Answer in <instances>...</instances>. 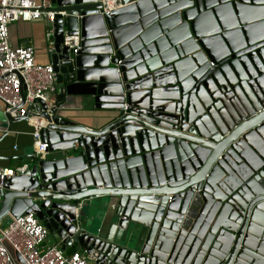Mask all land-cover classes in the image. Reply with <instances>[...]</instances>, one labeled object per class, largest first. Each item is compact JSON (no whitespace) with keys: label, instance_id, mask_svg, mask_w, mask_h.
<instances>
[{"label":"water","instance_id":"1","mask_svg":"<svg viewBox=\"0 0 264 264\" xmlns=\"http://www.w3.org/2000/svg\"><path fill=\"white\" fill-rule=\"evenodd\" d=\"M51 2L67 12L49 23L55 105L31 106L49 155L5 180L0 220L34 210L101 264H264V0ZM78 95L96 127L64 113ZM29 114L4 112L10 128ZM105 195L88 230L83 206ZM132 221L140 247L122 242Z\"/></svg>","mask_w":264,"mask_h":264},{"label":"built area","instance_id":"2","mask_svg":"<svg viewBox=\"0 0 264 264\" xmlns=\"http://www.w3.org/2000/svg\"><path fill=\"white\" fill-rule=\"evenodd\" d=\"M103 1V15L125 5L122 0ZM57 14L66 16L67 12L57 10L51 0H0V100L4 103L3 111L10 116L20 117L30 111L28 120L33 125V154L38 157L49 154V142L41 137V129L48 121L31 106L38 99L47 102L49 109L55 105L57 73L50 56L46 62L38 59L37 48L30 40L14 44L9 27L17 20L45 21L49 54L53 44L51 36L55 31L49 23L54 22ZM63 43L77 52L82 36L80 32L66 34ZM127 107L128 103H125L124 109ZM26 166V163L17 167L0 166V187L18 170L24 171ZM11 217L7 226L0 220V264H101L91 258L86 249L79 247L67 252L60 242L46 243L49 228L34 210Z\"/></svg>","mask_w":264,"mask_h":264},{"label":"crops","instance_id":"3","mask_svg":"<svg viewBox=\"0 0 264 264\" xmlns=\"http://www.w3.org/2000/svg\"><path fill=\"white\" fill-rule=\"evenodd\" d=\"M47 29L48 25L43 20H17L10 24L9 34L14 44L30 40L37 48L38 59L46 62L49 60ZM59 104L68 108L64 113H74V116L83 120L88 126L96 127L100 124L95 121L96 119L92 115L93 111L99 112V108L94 105L87 106L88 103L83 96H72ZM3 107L4 103L0 100V166L17 167L28 162L33 155V125L29 122L30 120L19 119L14 120L10 128ZM92 118L95 120L93 121ZM48 241L51 243L60 242L55 237L53 240L48 237ZM75 249H79L75 243L67 245L65 248L67 252Z\"/></svg>","mask_w":264,"mask_h":264},{"label":"rangeland","instance_id":"4","mask_svg":"<svg viewBox=\"0 0 264 264\" xmlns=\"http://www.w3.org/2000/svg\"><path fill=\"white\" fill-rule=\"evenodd\" d=\"M89 99H90V96L86 97V101H88ZM91 105H92V102L91 104L88 103L87 106H91ZM67 114H70L71 116L75 115L74 113H69V112H67ZM73 151L74 150H69V152H73ZM113 200L115 201V199ZM110 201H111V197L105 195V196L95 197L85 203V205L83 206V213H82L83 222L82 223L88 230L97 232L98 227L100 226L102 227L105 221L104 218H106V217L104 218L101 217L102 211L106 210L107 212L109 211V213H111L113 209L114 202L110 204ZM9 221L10 219L7 220L6 218L5 222L3 221L4 226H7ZM105 227H106V224L103 226L102 233L105 232ZM144 228H145V225L142 223L140 224L135 221L130 222L129 227L125 229L124 231L125 235H124L122 242L129 245L130 247H140L142 243V236H143ZM48 237L49 239L53 240L55 236L50 233ZM49 241L47 238L46 243H51Z\"/></svg>","mask_w":264,"mask_h":264}]
</instances>
